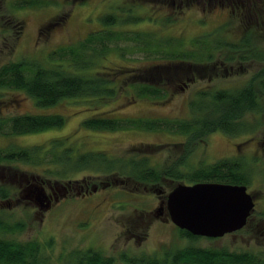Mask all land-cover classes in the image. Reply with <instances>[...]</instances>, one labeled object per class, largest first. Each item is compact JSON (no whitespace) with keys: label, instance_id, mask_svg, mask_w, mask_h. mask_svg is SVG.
Listing matches in <instances>:
<instances>
[{"label":"rangeland","instance_id":"rangeland-1","mask_svg":"<svg viewBox=\"0 0 264 264\" xmlns=\"http://www.w3.org/2000/svg\"><path fill=\"white\" fill-rule=\"evenodd\" d=\"M58 1L41 8H20L17 0H0V66L24 59L46 64L51 50L74 43L89 31L97 30L99 16L112 8H122V17L132 8L130 16L142 17L140 23H126L117 30L149 35L156 46L166 50L168 47H173L170 51L197 47L198 56H201V49L213 46L216 41L239 43L246 33L253 34L254 48H264V0L259 3L249 0L248 4L244 0H234L233 3L238 2L240 7L242 2L244 10L248 7L249 15L244 18L241 13L225 8V0H73L72 4L68 0ZM10 15L14 16V21L21 20L20 33L13 19L7 20ZM58 15L64 16L61 22L41 31L47 21ZM198 37V42H194ZM144 40L148 39L137 44L130 37L122 38L115 43L124 49L125 60L113 49L99 62L111 66L130 63L149 66L167 62L162 53L152 49L146 51ZM146 45L151 47L148 42ZM247 49L252 47H245L243 55H249ZM216 57L214 65L209 63L215 70L210 79L196 75L195 81L165 101L119 92L110 100L72 98L42 108L21 90L0 88V119L36 113H57L66 117L63 127L38 133L4 135L0 131V149L44 145L52 138L67 137L80 152L102 150L111 156H124L139 155L130 147L147 143L153 144L147 151L151 165L163 170L178 162L184 147L173 144L184 141V134L142 129L89 130L82 128L80 121L94 113L112 118H186L189 116L188 100L197 88L240 86L261 66L260 59L255 58L226 61L222 49ZM3 130L8 132V126L4 124ZM192 146L195 147L184 162L177 165L184 170L222 157L240 156L249 162L252 178L247 191L254 196L255 206L241 230L212 239L191 240L180 236L166 209L162 214H157L156 210L173 187L186 183L183 180L163 179L146 184L122 177H117L121 181H115L117 179L111 175L82 171L76 180L63 181L37 176L35 173L42 172L41 166L34 169L16 162L0 166V184L9 190V196L0 201V216L12 224L22 223L23 228L3 236L16 241L52 239L53 244L47 252L56 264H63L67 260L65 257L74 250L89 248L114 256L116 264H125L120 259L122 252L127 256L147 253L162 257L166 249L188 245L225 246L229 250H248L264 257V127L254 134L237 137L214 132ZM33 178L52 195L51 206L46 210H40L30 199L21 196L26 194Z\"/></svg>","mask_w":264,"mask_h":264},{"label":"trees","instance_id":"trees-1","mask_svg":"<svg viewBox=\"0 0 264 264\" xmlns=\"http://www.w3.org/2000/svg\"><path fill=\"white\" fill-rule=\"evenodd\" d=\"M71 4L73 0H68ZM58 0H17L20 8H41ZM255 2V1H253ZM134 6V5H131ZM122 8L112 10L99 16L100 27L89 31L85 37L74 43L60 46L48 53L46 64L34 60L10 61L0 66V88H13L26 93L36 106L49 107L61 100L88 98L92 100L114 99L119 92H129L136 98L157 101L167 100L192 83L195 76L210 79L215 72L213 65L216 55L222 49L225 60L248 61L260 59V69L255 71L240 86L197 88L188 100L189 116L186 118H112L109 115L92 114L80 121V126L89 130L118 131L142 129L148 131H168L185 135V140L173 145L182 146L178 162L166 166L163 170L151 165L150 153L153 144L143 143L130 147L139 155L111 156L106 151H78L67 137L50 139L47 144L32 147H14L0 149V166L21 163L37 168L42 167L41 175L55 180H76L82 171L111 175L133 180L134 182L154 184L163 179L183 180L187 184L203 181L224 182L248 185L252 172L242 157H222L211 163H200L193 169L184 170L177 166L184 162L186 156L194 149L192 143L203 139L208 134L221 132L229 137L251 135L264 127V48H254L252 33H246L240 42L233 44L220 40L211 47L201 49L198 56L197 47L170 51L173 47L160 48L154 38L138 32H125L117 28L126 23L138 24L142 17L129 15L127 9L122 17ZM120 12V13H119ZM125 12V11H124ZM249 15V14H248ZM3 17V16H2ZM9 19L14 16L10 15ZM58 15L47 21L41 31L62 21ZM242 18L247 16H241ZM16 18V17H15ZM14 21L21 32V20ZM2 22L0 23V25ZM217 30H215L216 32ZM130 37L139 44L143 39L146 51L149 49L163 54L167 62L149 66L135 63L106 65L99 62L115 49L118 57L124 59V49L115 42ZM200 37L194 39L198 42ZM150 43L151 47L146 45ZM250 46L249 55H243L245 47ZM149 47V48H148ZM179 48V47H177ZM182 49V48H181ZM149 50V51H150ZM233 50V51H232ZM232 51V54H227ZM128 60V59H126ZM207 74V75H206ZM66 123L62 114H15L0 119V131L4 135H23L38 133L50 128H61ZM9 131L3 130V125ZM190 145V146H189ZM35 180H37L35 178ZM9 196V190L0 184V198ZM4 200V199H3ZM264 217V211L262 212ZM22 223H10L0 216V264H56L51 261L47 251L53 244L52 239L16 241L3 236L4 233L21 230ZM180 236L191 240L200 238L185 230L177 228ZM212 239V238H210ZM63 264H116L117 258L104 255L98 250L77 249L65 257ZM65 258L63 260H65ZM125 264H264V257L251 251H233L227 247H200L188 245L164 252L162 257L143 253L127 256L124 252L120 259Z\"/></svg>","mask_w":264,"mask_h":264},{"label":"water","instance_id":"water-1","mask_svg":"<svg viewBox=\"0 0 264 264\" xmlns=\"http://www.w3.org/2000/svg\"><path fill=\"white\" fill-rule=\"evenodd\" d=\"M32 181L22 198L30 199L40 210L48 209L52 195L35 178ZM254 206L255 198L244 184L203 181L173 187L156 213L162 214L165 208L177 228L194 236L219 238L244 228Z\"/></svg>","mask_w":264,"mask_h":264},{"label":"flooded vegetation","instance_id":"flooded-vegetation-1","mask_svg":"<svg viewBox=\"0 0 264 264\" xmlns=\"http://www.w3.org/2000/svg\"><path fill=\"white\" fill-rule=\"evenodd\" d=\"M248 1L249 0H244L243 2H247V4H248L249 3ZM251 1H255V2H258V3L260 2V0H251ZM233 2H234V0H225V3L223 4V6H225V8H229L230 10H232V12L241 13V16H247L249 14L248 13L249 12L248 7H247L248 12H247V10H244V4L242 2H241V5H242L243 8L238 5V2H237V4H234ZM245 11L248 14L245 13ZM1 200H3V199L0 198V201Z\"/></svg>","mask_w":264,"mask_h":264}]
</instances>
